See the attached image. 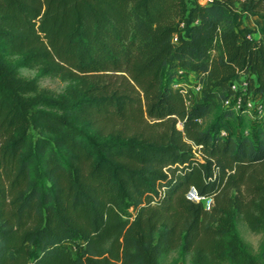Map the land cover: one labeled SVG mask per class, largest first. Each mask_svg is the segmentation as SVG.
I'll return each instance as SVG.
<instances>
[{
	"label": "trees",
	"instance_id": "1",
	"mask_svg": "<svg viewBox=\"0 0 264 264\" xmlns=\"http://www.w3.org/2000/svg\"><path fill=\"white\" fill-rule=\"evenodd\" d=\"M239 1L0 0V264H264V117L225 103L240 74L264 93Z\"/></svg>",
	"mask_w": 264,
	"mask_h": 264
},
{
	"label": "built area",
	"instance_id": "2",
	"mask_svg": "<svg viewBox=\"0 0 264 264\" xmlns=\"http://www.w3.org/2000/svg\"><path fill=\"white\" fill-rule=\"evenodd\" d=\"M199 3H210L213 0H196ZM187 23L185 20L178 21V30L173 34V41H179L186 32ZM250 37V35H248ZM187 75L185 77L184 75ZM174 86L180 88L184 94L185 102L190 105L196 98L199 97L201 84L193 73H185L183 70L174 78ZM233 96L226 100V105H234L237 111L245 113L252 120H259L264 117V93L256 91L251 86L247 77L241 79H234L232 82ZM197 121L201 122L200 118ZM182 127V123H178ZM248 132V130H246ZM225 134L226 131L222 130ZM187 197L194 201H202L206 209L211 208L212 197L201 196L198 194L196 188L191 186L187 192Z\"/></svg>",
	"mask_w": 264,
	"mask_h": 264
},
{
	"label": "rangeland",
	"instance_id": "3",
	"mask_svg": "<svg viewBox=\"0 0 264 264\" xmlns=\"http://www.w3.org/2000/svg\"><path fill=\"white\" fill-rule=\"evenodd\" d=\"M19 71H20V74L25 77H33L36 74V69L29 68V67H22L20 68ZM38 81H39V85L41 88L49 91L52 94L61 93L62 91H64V89L69 84L68 80H63L59 77L49 76V75L39 77ZM240 231L243 237L252 245L253 249L257 250L259 247L262 235L259 233L252 232L244 223L240 224ZM66 245L75 249L76 247L79 246V243L78 242H67ZM174 255L175 254H172L171 257ZM179 264H182V262H180Z\"/></svg>",
	"mask_w": 264,
	"mask_h": 264
},
{
	"label": "crops",
	"instance_id": "4",
	"mask_svg": "<svg viewBox=\"0 0 264 264\" xmlns=\"http://www.w3.org/2000/svg\"><path fill=\"white\" fill-rule=\"evenodd\" d=\"M248 6V1L247 0H242L239 1L237 3V7H238V13H237V24H238V28L240 33L242 34H247L250 36H258V32L256 33H249V31L251 29H257V30H264V19H261L257 16H250L247 17L243 11L245 10V8ZM243 77H247L246 74H240L236 77V79H241Z\"/></svg>",
	"mask_w": 264,
	"mask_h": 264
}]
</instances>
